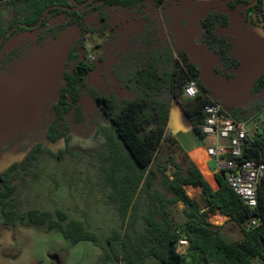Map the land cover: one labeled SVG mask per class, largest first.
Here are the masks:
<instances>
[{"label": "trees", "instance_id": "16d2710c", "mask_svg": "<svg viewBox=\"0 0 264 264\" xmlns=\"http://www.w3.org/2000/svg\"><path fill=\"white\" fill-rule=\"evenodd\" d=\"M0 40L26 30L22 24L35 27L30 31L40 33L39 42L64 43L74 33L79 47L85 52L78 61L74 75H69L68 95L58 108L57 120L52 133L47 136L51 143L59 138L69 141L67 130L57 125L65 115L73 112V119L83 120L82 98L88 95L106 125H101L96 135L103 136L100 149V180L98 184L109 190L108 201L117 211L121 231L115 230L107 243L113 255L121 252L124 264H264V177L258 188V208L254 212L231 189L224 174L217 175L218 188L214 190L199 168L190 161L187 166L169 157L163 164L159 153L162 149L170 120L172 103L181 108L192 124L193 130L203 139L205 122L204 106L210 103V91L203 81V69L186 51L175 56L174 47L165 45L159 35L160 27L148 24L131 40L139 49L128 53H114L117 59L112 68L120 85L134 94L130 99L99 92L89 84L88 76L97 71L96 64L87 58L85 41L89 34H106L120 14H145L149 7L164 9L165 0H0ZM85 4L79 10L78 6ZM234 7V6H233ZM49 9V10H48ZM264 19V0L254 7ZM6 12V15L4 14ZM149 20V16H146ZM230 14L217 10L207 11L198 17L199 28L194 44L205 48L211 57V72L215 77L231 81L240 67V61L231 52L233 45L226 33L232 24ZM258 18V16H257ZM168 21H173L171 15ZM257 19L253 25H262ZM13 32L8 35L9 30ZM8 35V36H6ZM176 44V43H175ZM200 83L201 92L194 99L184 97V88L190 79ZM264 90V71L252 85L253 93ZM70 102H67V98ZM233 115L241 119L236 113ZM262 133L255 147L243 159L255 158L264 163V121ZM51 153L38 147L24 161L32 162L39 153ZM167 164L174 167L172 175L166 174ZM13 168L0 173V214L6 220L18 219L34 227H46L48 232L60 234L77 244L91 241L100 246V237L90 231L81 220L71 218L58 209H30L16 214L6 210L16 186L10 184ZM160 173L164 191L155 187ZM201 190L203 205L191 198L186 188ZM149 195L146 210H142L144 198ZM184 205L186 218L182 228L173 227L169 207ZM217 214L225 216L241 230L244 239L232 241L222 231L223 226L212 224ZM256 216L262 224L245 229L244 223ZM189 242L185 256L176 253L180 236ZM107 256H111L107 254ZM67 254L60 264H64Z\"/></svg>", "mask_w": 264, "mask_h": 264}, {"label": "rangeland", "instance_id": "374dc122", "mask_svg": "<svg viewBox=\"0 0 264 264\" xmlns=\"http://www.w3.org/2000/svg\"><path fill=\"white\" fill-rule=\"evenodd\" d=\"M196 2L192 0H165L164 9L149 7L145 14H120L117 17V25L114 26L113 24L112 29L108 30L106 34H89L85 41L87 60L97 66V71L90 76L89 83L99 92L109 96L114 94L120 99L134 97L132 92L123 88L115 79L112 68L117 59L114 53L119 51L128 53L130 50L139 49L137 45L131 43V40L139 35L148 24L159 26L160 37L165 42L171 41L170 44L174 47L175 52L179 53L180 49L175 41L178 35H181L182 39L184 38L185 31L191 27L193 18L195 27L192 36L193 43L198 34L199 28L196 21L199 14L194 16L197 11L195 9ZM174 6L184 7L185 11L178 12L179 17L177 16V19L168 21L167 17L173 12ZM146 16H149L150 19L148 20ZM30 35L22 33L13 38L5 46V52L16 44H24ZM54 50L55 47L48 46L45 51L48 54L53 53ZM178 53H176L177 56ZM30 62L31 60L28 59L26 63L18 65L17 73L10 75L11 79L19 78L22 66H26ZM212 79L229 83V81L215 77L211 72L210 80ZM236 83L240 82L238 80L230 82V84ZM238 90L233 91L231 95L237 94L236 97H239V102L245 106L258 100V93L255 94L250 90L238 92ZM258 103L264 105V95ZM226 108L231 113L230 108ZM82 111L84 117L80 124L74 121L72 114H68L58 125L59 130H67L68 143L65 138H61L56 143L50 144L44 141V137L41 135L28 138L29 143H26V137L17 140V136L22 134L21 131L16 134L11 132L4 141L5 143L13 140V145L10 153L3 160H0V172L18 164L17 168L10 174V184L16 186V191L11 196L10 204L6 210H14L16 214H22L30 209L49 210L53 213L62 209L71 218L83 221L90 231L100 237V246L91 241L74 244L70 240L64 239L60 234L48 232L46 227H34L26 222L21 223L18 219L8 221L0 214V219L6 224L14 222L28 230L27 238H23L25 243L23 249H27L29 252L24 256L28 255L30 260L37 259L35 260L36 264H60L65 253L67 257L64 264H120L122 261L121 252H118L117 256L113 255L107 243L108 237L115 230L121 231V221L117 211L108 201L109 190L98 184L101 165L98 151L102 149L104 139L103 136L96 135V131L101 125L106 124L100 117L96 104L88 95L83 96ZM258 113L259 110L256 108L247 116ZM258 117L264 121V109ZM41 121L37 118L33 129L30 132L23 131V133L31 134L38 125H41ZM42 133L43 131L39 134ZM37 142L42 145V149L50 150L51 153H39L37 159L23 164L22 161L30 150L29 146H33ZM201 150L204 158L212 164L213 161L207 156L203 148L202 140L193 130L187 116L175 103L172 106L170 124L159 153L160 161L165 164L168 158L172 157L176 163L187 166L192 161L189 154L201 153ZM166 165V174L170 176L174 172V167L167 163ZM160 176L159 173L155 187L164 191L160 183ZM186 192L191 198L198 200L203 205L200 189L188 187ZM148 198L149 195H146L142 210H146ZM168 210L173 227L182 228L186 221L183 212L184 205L170 206ZM211 222L216 226H223L222 231L230 240L241 241L244 239L238 226L228 221L225 216L217 214L211 218ZM107 254L111 256L109 257ZM25 261L26 259L21 257L16 264H25Z\"/></svg>", "mask_w": 264, "mask_h": 264}, {"label": "flooded vegetation", "instance_id": "af4514ba", "mask_svg": "<svg viewBox=\"0 0 264 264\" xmlns=\"http://www.w3.org/2000/svg\"><path fill=\"white\" fill-rule=\"evenodd\" d=\"M192 1H197L195 16L203 10L202 5L204 3L199 0ZM5 2L6 1H0V4H4ZM211 3L221 9L230 11L231 17H235L245 25H253L252 22H257L258 18H260V20L262 19V21L264 20L260 12H255L254 10L258 0H211ZM172 11L171 18L173 20L177 16L179 17L178 12H183L185 10L184 7L174 6ZM4 14L6 15V12H4ZM113 24L116 26L114 21L112 25ZM22 25L26 30L10 35L13 32L11 29L7 32V34L10 35L9 38L5 39V36H3L0 40V144L4 143L11 132L16 134L18 131H21L22 134L17 136V140L26 137V143H29L28 138L30 139L34 138L36 135H41L44 137V141L54 144L62 137L56 142L51 143L50 140L47 139V136L52 133L54 123L57 120L58 108L64 99L63 93L65 92L66 95H68L69 75H74L78 61L84 60L85 52L79 47V39H77V36H75L73 32L70 33V37L66 39L63 44L54 41H48L46 43L44 41H38L40 36L38 31H30L35 29L34 26ZM111 29L110 27V30ZM22 33L31 35L24 44H16L5 52L4 49L7 43ZM34 34L35 36H33ZM161 39L163 40V38ZM165 45L168 44L165 43ZM48 46L55 47L53 53L47 54L45 50ZM31 55L33 56L32 59ZM27 58L29 61L31 60V62L26 64V66H22L23 68H21L20 75L18 72L20 77L11 79L10 75L16 74L17 66L26 63L28 60ZM93 73L94 72L88 76V81ZM13 102L15 106H18L11 111ZM67 102H70V97L69 99L67 98ZM73 112L74 111L70 114L73 115ZM37 118L42 120L41 125H38L37 129L31 134H24L23 131L27 130L30 132L33 129ZM64 119L65 117L63 120ZM61 122L62 120L59 124ZM41 131H43V133L39 134ZM12 141L13 140H10L0 145V160H3L4 157L10 153L13 145ZM29 147L30 150L27 155L33 150L38 151V147L42 148V145L37 142ZM25 158L22 161L23 164ZM17 165L18 164H14L2 172L11 168L14 170L17 168Z\"/></svg>", "mask_w": 264, "mask_h": 264}, {"label": "built area", "instance_id": "2783aa9c", "mask_svg": "<svg viewBox=\"0 0 264 264\" xmlns=\"http://www.w3.org/2000/svg\"><path fill=\"white\" fill-rule=\"evenodd\" d=\"M211 3V0H199ZM200 93L196 79H190L184 88V97L194 99ZM210 103L204 106L205 122L202 126L203 142L211 160L215 163V174H224L226 182L252 211L258 208V188L264 177V163L255 159H243L255 147L256 139L262 133V122L257 115L238 119L220 102L209 96ZM262 220L256 216L243 225L245 229L256 228ZM189 242L180 236L176 253L185 256ZM120 264H123L121 261Z\"/></svg>", "mask_w": 264, "mask_h": 264}, {"label": "crops", "instance_id": "0c3cea01", "mask_svg": "<svg viewBox=\"0 0 264 264\" xmlns=\"http://www.w3.org/2000/svg\"><path fill=\"white\" fill-rule=\"evenodd\" d=\"M247 28H249V33L247 36H245ZM226 33L233 45V50L231 54L235 58H237L241 64L239 70H237L238 72L236 71L235 73V77L230 82L234 80H238L240 82V83H236L237 85L236 90L240 89L238 90V92L239 91L245 92L249 90L252 91V84L254 80H256V78L264 71V28L262 27V25H248V24L245 25L242 22L238 21L235 17H233L232 24L228 29H226ZM165 43L168 44L169 42H165ZM175 43L177 44L178 48L181 51H185V49H183V45H185V37L182 39L181 35L180 36L178 35ZM194 46L200 49L201 51H203L210 58L212 57L210 54L206 52L204 47L195 44ZM253 46H256V48L254 49L255 51L251 49ZM245 47L249 49H246ZM176 53L175 56L177 57ZM263 93L264 90L257 94L259 96H258V100H256L255 103L253 102V104L246 106L241 102H239V97H236L238 96L237 94H234L233 96L231 95L232 93L230 95L223 94L222 96L214 98L210 93V97L212 99L214 98L216 101H219L225 108L229 107L232 114L234 112L241 119H247L251 116H255V115L259 116L260 112H262V110L264 109V105L262 106L258 103V101L262 99L264 95ZM175 103L176 102H173L172 106ZM246 107L247 110H249L248 112L246 110ZM256 108L257 110H259L258 114L247 116L248 113H250L251 111H255ZM171 113H172V107H171ZM169 124H170V120H169ZM203 148L207 154L204 142H203ZM200 152L201 153L199 152L191 153V155L189 154V156L191 160L195 163V165L199 168L200 172L203 174L207 182L212 186L214 190H216L218 188V180H217V175L215 174V163L214 162H212V164L209 163L204 158L202 150ZM28 233H29L28 230H26L24 226H20L19 224H16L14 222L6 224L5 222H3L2 219H0V264H16L21 257L22 258L24 257L26 259L25 264L37 263L35 261L37 259L30 260L28 255L24 256L29 252L27 251V249L26 250L23 249V246L25 244L23 242V238L26 239Z\"/></svg>", "mask_w": 264, "mask_h": 264}, {"label": "water", "instance_id": "95a60500", "mask_svg": "<svg viewBox=\"0 0 264 264\" xmlns=\"http://www.w3.org/2000/svg\"><path fill=\"white\" fill-rule=\"evenodd\" d=\"M83 6H85V4L78 6L77 8H75V10H79ZM202 6H203L202 7L203 10L199 13V16L203 15L204 13H206L207 11H210V10H217V11H220L223 13H228V14L231 13L228 10H224V9L219 8L218 6H214L213 3H204ZM194 32H195V27H194V18H193L192 23H191V27L188 28L184 34L185 45H183V49H185V51L193 58L194 62H196L197 64H199L202 67L203 72H204L203 81H204L205 85L207 86V88L209 89L211 95L214 98L222 96L223 94H229L230 95L231 93H233V91H235L237 89V85L236 84H230V82L229 83L219 82V81H217V79L210 80L211 79V58L209 56H207L203 51H201L200 49H198L194 46L193 41H192V36L194 35ZM248 33H249V28L246 29L245 36H247ZM255 48H256V46H253L251 49L254 50ZM246 49H249V48H246ZM14 102H13V106L11 107V111L18 106V105L15 106L16 102L15 103Z\"/></svg>", "mask_w": 264, "mask_h": 264}]
</instances>
